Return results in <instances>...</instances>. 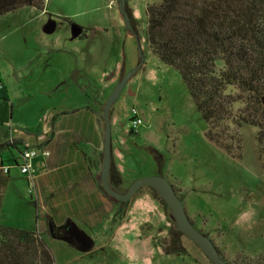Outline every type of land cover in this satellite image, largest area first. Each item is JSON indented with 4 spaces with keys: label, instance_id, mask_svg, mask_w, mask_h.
<instances>
[{
    "label": "rangeland",
    "instance_id": "rangeland-1",
    "mask_svg": "<svg viewBox=\"0 0 264 264\" xmlns=\"http://www.w3.org/2000/svg\"><path fill=\"white\" fill-rule=\"evenodd\" d=\"M161 1L127 0L137 34L127 29L119 0H50L44 8L24 6L0 15V48L36 49L43 37L42 42L49 41L47 46L64 51V61L78 63L85 71L95 68L99 76L109 69L112 75L104 82H118L141 61L139 39L144 62L114 103L111 116L112 153L124 176L121 191L144 176L167 177L182 192L195 225L219 245L229 261L264 264V154L259 150L258 128L245 122L231 124L241 133L240 156L229 154L207 137L208 123L181 75L150 48L146 8ZM53 18L58 27L46 34L45 27ZM78 25L85 28L88 38L74 39ZM77 47L83 58L76 53ZM69 91L76 96V87ZM241 106L237 104V108ZM134 108L143 118L137 133L131 129ZM4 154L11 156L8 150ZM18 160L23 163L20 156ZM12 170L16 183L21 187L25 183L26 189L10 186L2 211L8 216L3 221L17 222V217H9H25L31 208L30 176L14 161ZM113 202L124 209L107 230H96L73 218L95 239V247L89 251L45 235L54 264H213L186 235L181 236L185 254L163 252L160 242L179 229L168 205L154 196L150 187L143 186L126 203L115 198Z\"/></svg>",
    "mask_w": 264,
    "mask_h": 264
},
{
    "label": "crops",
    "instance_id": "crops-1",
    "mask_svg": "<svg viewBox=\"0 0 264 264\" xmlns=\"http://www.w3.org/2000/svg\"><path fill=\"white\" fill-rule=\"evenodd\" d=\"M48 1L44 0V6ZM53 19L48 28L45 27L46 34L54 33L58 27ZM79 27L75 29L74 39L88 38L87 31L86 37H81L83 26ZM42 40L43 37L36 49L0 48V80L4 84V91L0 92V144H16L0 153V224L58 238L53 235L52 223L59 226L67 220L75 221L76 217L96 230H107L115 223L121 208L113 202L101 181L105 137L103 110L117 81L104 82L112 75L109 69L102 70L99 76L95 68L85 71L78 63L64 61L62 49L47 46L49 41ZM79 48L75 49L76 53L83 58L84 53L81 54L83 51ZM99 81L103 83L100 85ZM71 86L76 87V96L70 93ZM4 97L10 101V115L3 111L8 106ZM33 148H39L40 154L31 159L35 185L30 175L28 185L30 195L36 194L39 199V218L30 200L28 215L9 217L12 220L17 217V222L3 221V217H8L2 211L3 203L10 186L18 184L12 162L16 160L20 164V150ZM44 149L49 150L50 155L42 154ZM6 150L11 156L4 154ZM8 160L13 161L8 163ZM113 163L122 174L112 153V166ZM5 167H9L8 172ZM18 186L26 189L25 183Z\"/></svg>",
    "mask_w": 264,
    "mask_h": 264
},
{
    "label": "trees",
    "instance_id": "trees-1",
    "mask_svg": "<svg viewBox=\"0 0 264 264\" xmlns=\"http://www.w3.org/2000/svg\"><path fill=\"white\" fill-rule=\"evenodd\" d=\"M24 6L44 8V0H0V15ZM127 9L133 20L131 9L128 6ZM146 13L150 48L181 75L208 123L207 137L229 154L240 156L241 133L231 124L249 123L258 128L259 150L263 155L264 0H162L149 3ZM82 29L81 37H86L85 28ZM3 99L8 102L3 111L10 115V101L7 97ZM237 104L242 106L237 108ZM13 146L16 144L1 143L0 153ZM24 151L20 150L21 155ZM110 182L121 191L123 176L114 163ZM175 188L183 198L179 188ZM152 190L167 206L158 192ZM31 202L39 218V199L32 193ZM123 209L119 208L118 213ZM62 226L52 223L55 237L60 238L59 227ZM182 235L185 234L177 230L169 240L161 241L163 252L185 254ZM217 247L225 257L218 244ZM54 263L50 245L42 232L0 224V264Z\"/></svg>",
    "mask_w": 264,
    "mask_h": 264
},
{
    "label": "water",
    "instance_id": "water-1",
    "mask_svg": "<svg viewBox=\"0 0 264 264\" xmlns=\"http://www.w3.org/2000/svg\"><path fill=\"white\" fill-rule=\"evenodd\" d=\"M127 0H119V8L124 15L127 29L137 34L132 16L127 9ZM139 49L141 52V61L133 70L124 73L121 79L116 83L113 90L109 94L103 110L105 120V137H104V160L101 174V181L105 190L113 198L126 202L129 201L143 186H148L158 192L168 205L171 217L176 222L178 229L193 240L201 250L206 254L213 264H231L222 256L215 241L202 230H200L191 220L183 199L176 191L174 184L165 176L151 175L144 176L134 181L126 190L120 191L115 189L110 182L112 170V121L111 109L114 103L119 99L129 79L135 72L141 68L144 62V53L138 39ZM63 226L68 228L67 234L60 238L70 244L78 246L82 251L90 250L94 245L93 237L73 220H67ZM52 229V227H51Z\"/></svg>",
    "mask_w": 264,
    "mask_h": 264
},
{
    "label": "built area",
    "instance_id": "built-area-1",
    "mask_svg": "<svg viewBox=\"0 0 264 264\" xmlns=\"http://www.w3.org/2000/svg\"><path fill=\"white\" fill-rule=\"evenodd\" d=\"M46 1V0H45ZM0 92L4 91V84L3 82L0 80ZM143 123V118L142 115L134 108V117L131 119V129L134 132H138L139 126L140 124ZM44 155H50V151L49 150H42L41 152ZM40 154V150L37 148H33V149H25V151L22 153L21 157L23 158V163L20 164V169L23 173L28 174L31 176L33 182H34V177H33V169L31 166V159L33 157H36ZM9 171V167H5V172ZM35 185V182H34Z\"/></svg>",
    "mask_w": 264,
    "mask_h": 264
},
{
    "label": "flooded vegetation",
    "instance_id": "flooded-vegetation-1",
    "mask_svg": "<svg viewBox=\"0 0 264 264\" xmlns=\"http://www.w3.org/2000/svg\"><path fill=\"white\" fill-rule=\"evenodd\" d=\"M134 197V196H133ZM119 201V200H118ZM122 202V201H121ZM124 203V202H123ZM61 226V225H60ZM59 232L61 233V236L67 234L68 228L65 226L59 227ZM77 245V244H76Z\"/></svg>",
    "mask_w": 264,
    "mask_h": 264
}]
</instances>
